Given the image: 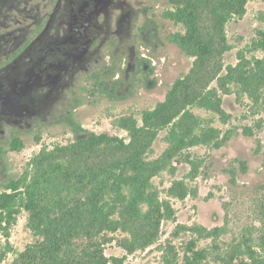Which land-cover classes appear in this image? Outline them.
Here are the masks:
<instances>
[{
	"label": "rangeland",
	"instance_id": "rangeland-1",
	"mask_svg": "<svg viewBox=\"0 0 264 264\" xmlns=\"http://www.w3.org/2000/svg\"><path fill=\"white\" fill-rule=\"evenodd\" d=\"M175 10L168 9V13ZM167 47L154 57L155 74L152 83L132 96H116L99 91L96 96L83 98L74 121L85 133L77 135L68 126L50 127L29 134L16 135L23 143L22 151H13V138L2 147V158L8 169L9 180L16 181L42 150H54L85 140L92 134H107L126 143L130 133L120 125L122 119L132 118L138 127L142 114L153 110L166 100L174 84L188 75L194 59L182 53L170 41L172 35L184 33L181 24H158ZM264 32V0H248L244 17H234L226 26L231 50L223 58L226 68L244 64L255 67L264 60L259 48ZM218 88L217 81L210 89ZM231 93L223 94L224 114L189 106L192 125L197 138L187 140L168 167L151 180L160 200L169 201L174 216L161 226L159 240L146 251L128 257V264H234L252 259L264 260V88L258 97H250L240 85L231 84ZM179 117L161 130L146 160H159L179 145L182 129L175 127ZM37 138L40 141L37 142ZM200 139L201 141H197ZM196 141V142H195ZM182 182L189 195L182 200L170 192L173 184ZM6 188V187H5ZM0 188V191L5 190ZM28 214L19 213L10 224L0 227V264H12L27 245L35 241L27 227ZM194 251L202 253L195 257ZM108 257H123L126 252L116 245L106 250Z\"/></svg>",
	"mask_w": 264,
	"mask_h": 264
},
{
	"label": "trees",
	"instance_id": "trees-1",
	"mask_svg": "<svg viewBox=\"0 0 264 264\" xmlns=\"http://www.w3.org/2000/svg\"><path fill=\"white\" fill-rule=\"evenodd\" d=\"M174 1L175 10L167 16L185 32L172 35L170 41L195 60L190 73L174 84L164 102L142 114L141 127L132 118L121 120V127L130 133L129 143L92 134L68 146L44 149L29 165L33 170L0 191V227L24 211L35 236L12 264H128L130 255L157 243L163 221L174 216L171 203L160 200L151 180L187 146L188 139L197 138L195 124L184 123L193 117L188 107L224 114L220 92L230 94L231 84L240 85L253 98L264 88V60H257L255 67L230 66L221 76L223 58L231 50L226 26L232 18L244 17L248 0ZM261 36L258 45L264 50V32ZM215 81L218 88L210 89ZM181 116L175 125L183 132L179 145L159 160L147 161L159 132ZM23 148L15 139L13 151ZM170 192L182 200L189 195L182 182L174 183ZM113 245L126 255L108 257L106 250ZM194 247L193 255L202 256ZM234 262L231 258L227 264ZM236 264H264V260Z\"/></svg>",
	"mask_w": 264,
	"mask_h": 264
},
{
	"label": "flooded vegetation",
	"instance_id": "flooded-vegetation-1",
	"mask_svg": "<svg viewBox=\"0 0 264 264\" xmlns=\"http://www.w3.org/2000/svg\"><path fill=\"white\" fill-rule=\"evenodd\" d=\"M176 3L0 0V188L13 182L1 156L9 139L64 126L80 135L83 98L132 96L153 82L167 47L158 24L172 22Z\"/></svg>",
	"mask_w": 264,
	"mask_h": 264
}]
</instances>
